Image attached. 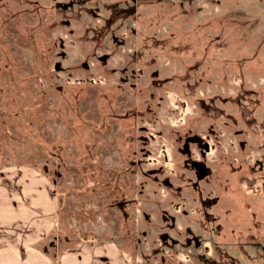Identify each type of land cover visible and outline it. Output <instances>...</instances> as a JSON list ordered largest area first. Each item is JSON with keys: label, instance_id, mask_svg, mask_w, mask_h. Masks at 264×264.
I'll list each match as a JSON object with an SVG mask.
<instances>
[{"label": "rangeland", "instance_id": "obj_1", "mask_svg": "<svg viewBox=\"0 0 264 264\" xmlns=\"http://www.w3.org/2000/svg\"><path fill=\"white\" fill-rule=\"evenodd\" d=\"M43 188L51 254L264 264V0H0V245Z\"/></svg>", "mask_w": 264, "mask_h": 264}, {"label": "crops", "instance_id": "obj_2", "mask_svg": "<svg viewBox=\"0 0 264 264\" xmlns=\"http://www.w3.org/2000/svg\"><path fill=\"white\" fill-rule=\"evenodd\" d=\"M37 196L30 203V208L21 207L18 211L10 212V221L18 224L23 222L28 229L27 232L19 234L14 242H7L0 245V264H100L94 262L92 257L100 258L106 256L110 258L112 264L118 263V257H122L112 243L108 244H86L83 246L70 248L60 253H50L49 250L40 246L41 236L39 232H49L58 220L53 213V201L48 197L45 189H40ZM40 209L44 213L37 212L33 208ZM4 211L0 210V218ZM12 221V222H13ZM8 222V221H7ZM3 223H6L3 221ZM44 232L42 234L44 235ZM90 241V240H88ZM89 243H92L89 242ZM22 249L19 252V249ZM119 254V256H117Z\"/></svg>", "mask_w": 264, "mask_h": 264}, {"label": "water", "instance_id": "obj_3", "mask_svg": "<svg viewBox=\"0 0 264 264\" xmlns=\"http://www.w3.org/2000/svg\"><path fill=\"white\" fill-rule=\"evenodd\" d=\"M194 167L197 170V177L200 178L205 174V167L201 162H194Z\"/></svg>", "mask_w": 264, "mask_h": 264}, {"label": "flooded vegetation", "instance_id": "obj_4", "mask_svg": "<svg viewBox=\"0 0 264 264\" xmlns=\"http://www.w3.org/2000/svg\"><path fill=\"white\" fill-rule=\"evenodd\" d=\"M204 165V164H203ZM193 167H194V162H193ZM204 167H205V165H204ZM195 168V167H194ZM196 170V169H195ZM205 173H206V168H205ZM196 175H197V170H196ZM204 176V175H203ZM119 205V207H122L123 205H122V202L121 203H119L118 204Z\"/></svg>", "mask_w": 264, "mask_h": 264}]
</instances>
